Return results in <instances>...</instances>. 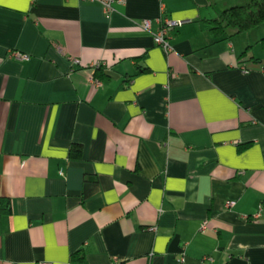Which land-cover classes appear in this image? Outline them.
Masks as SVG:
<instances>
[{
  "label": "crops",
  "instance_id": "obj_1",
  "mask_svg": "<svg viewBox=\"0 0 264 264\" xmlns=\"http://www.w3.org/2000/svg\"><path fill=\"white\" fill-rule=\"evenodd\" d=\"M248 1L0 0V264H264V23H205Z\"/></svg>",
  "mask_w": 264,
  "mask_h": 264
},
{
  "label": "trees",
  "instance_id": "obj_2",
  "mask_svg": "<svg viewBox=\"0 0 264 264\" xmlns=\"http://www.w3.org/2000/svg\"><path fill=\"white\" fill-rule=\"evenodd\" d=\"M205 23L209 26V33L216 38H221L226 29H233L236 34L250 32L264 23V0H249L242 5L229 7L221 12L218 19L206 20ZM259 45L264 49V38L259 41ZM248 48L245 49V52ZM245 52L241 56L245 55ZM100 67L94 70H99ZM141 70L143 72L147 71L146 68ZM95 77L99 78L98 72L95 73ZM250 145L251 143L238 144V150L241 151ZM2 211L8 213V202L4 203ZM74 255H72V258H74ZM78 261L80 263L84 262L82 255L78 258Z\"/></svg>",
  "mask_w": 264,
  "mask_h": 264
},
{
  "label": "built area",
  "instance_id": "obj_3",
  "mask_svg": "<svg viewBox=\"0 0 264 264\" xmlns=\"http://www.w3.org/2000/svg\"><path fill=\"white\" fill-rule=\"evenodd\" d=\"M82 2H90V3H97L101 6L103 9L104 13L106 15L111 14L114 12V7L117 5L123 4L124 0H81ZM160 11H161V6H160ZM158 29L156 32L152 33L153 40L156 46L161 48V50L164 52V54H168L171 51V46H170V33L175 31L176 28H178L182 22L180 21H175L172 19H169L165 17L163 14L160 12V16L158 17ZM141 27L144 30H150V22L149 21H143L141 23ZM11 56L15 59H23L24 55L20 54L19 52H13ZM73 63L76 61L71 59ZM101 65L97 64L93 69L99 68ZM232 205L231 203H227L226 206L229 207ZM263 208L260 206L254 214L253 219H258L261 215V211ZM208 259V258H207ZM181 262L184 261V258H181Z\"/></svg>",
  "mask_w": 264,
  "mask_h": 264
}]
</instances>
